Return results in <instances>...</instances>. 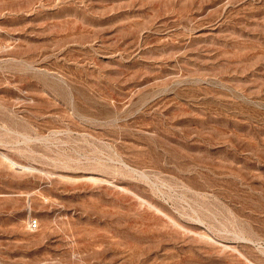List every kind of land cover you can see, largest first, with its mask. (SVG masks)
Segmentation results:
<instances>
[{
	"label": "rangeland",
	"instance_id": "rangeland-1",
	"mask_svg": "<svg viewBox=\"0 0 264 264\" xmlns=\"http://www.w3.org/2000/svg\"><path fill=\"white\" fill-rule=\"evenodd\" d=\"M0 264H264V0H0Z\"/></svg>",
	"mask_w": 264,
	"mask_h": 264
},
{
	"label": "built area",
	"instance_id": "built-area-1",
	"mask_svg": "<svg viewBox=\"0 0 264 264\" xmlns=\"http://www.w3.org/2000/svg\"><path fill=\"white\" fill-rule=\"evenodd\" d=\"M30 226H31L32 228L37 227V226H38V222H37V220H32V222L30 223Z\"/></svg>",
	"mask_w": 264,
	"mask_h": 264
}]
</instances>
